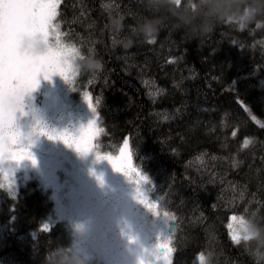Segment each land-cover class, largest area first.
Listing matches in <instances>:
<instances>
[{
    "label": "trees",
    "instance_id": "obj_1",
    "mask_svg": "<svg viewBox=\"0 0 264 264\" xmlns=\"http://www.w3.org/2000/svg\"><path fill=\"white\" fill-rule=\"evenodd\" d=\"M56 23L105 129L100 152L128 139L173 215L171 264L201 251L212 264H264V231L239 245L228 231L241 213L264 229V0H62ZM54 204L37 179L0 185V264L83 258Z\"/></svg>",
    "mask_w": 264,
    "mask_h": 264
},
{
    "label": "rangeland",
    "instance_id": "obj_2",
    "mask_svg": "<svg viewBox=\"0 0 264 264\" xmlns=\"http://www.w3.org/2000/svg\"><path fill=\"white\" fill-rule=\"evenodd\" d=\"M18 23L21 55L43 68L58 64L69 79L59 73L45 79L42 70L38 88L8 103L0 86V185L16 192L37 179L55 202V219L71 226L74 249L83 258L98 264H148L153 247L172 241L173 215L154 209L158 199L151 196L148 183L138 182L133 160L131 167L125 160L120 171L109 159L99 158H118L120 150L116 154L99 150L100 116L84 98L88 91L75 84L74 46L60 41L59 30H32L27 15ZM30 42L46 47L34 51ZM41 93L46 100L37 105L35 98ZM23 99L31 101L28 110L21 107ZM230 219L236 221L237 215Z\"/></svg>",
    "mask_w": 264,
    "mask_h": 264
},
{
    "label": "snow or ice",
    "instance_id": "obj_3",
    "mask_svg": "<svg viewBox=\"0 0 264 264\" xmlns=\"http://www.w3.org/2000/svg\"><path fill=\"white\" fill-rule=\"evenodd\" d=\"M62 0H35L33 3L14 5L6 8L4 14V24L2 33H0V64H2L3 86L5 102L14 100L17 96L30 93L39 87L40 81L37 75L43 70L45 79H50L51 75L59 73L66 80L69 79L64 68L58 64L43 68L42 65L31 58L25 57L20 53V36L21 27L18 23L20 16L27 15L30 18V26L34 31L47 32L49 29L57 27L56 21L60 16V6ZM75 90V89H74ZM84 98L88 102L93 113L97 114V107L93 103V97L90 92L84 93ZM98 116V115H97ZM98 119L93 120L92 125L96 126ZM103 127H98L97 134L104 133ZM248 141L245 142L247 146ZM133 153L127 139L124 140L123 146L120 148V156L113 158L112 156L99 157L109 159L117 170L123 171L122 163L127 160L128 166L131 167ZM35 163V161H33ZM139 175L138 182H149V178L141 175L139 169H134ZM154 209H158L159 205H154ZM235 222V220L233 221ZM228 227L231 229L232 224ZM47 228V226H45ZM238 239L237 236H233ZM163 258L171 264L175 248L171 240L161 243L158 246Z\"/></svg>",
    "mask_w": 264,
    "mask_h": 264
},
{
    "label": "clouds",
    "instance_id": "obj_4",
    "mask_svg": "<svg viewBox=\"0 0 264 264\" xmlns=\"http://www.w3.org/2000/svg\"><path fill=\"white\" fill-rule=\"evenodd\" d=\"M59 25L53 30H58ZM147 35L151 36L150 33ZM58 42V41H57ZM29 47L34 51H43L46 47L40 42H30ZM82 156L84 154H81ZM229 223H232L233 227L230 229V237L237 236L238 239L234 240V243L239 245L241 243L248 244L253 240L257 239L260 232L264 229H258L255 224L244 214H237V220L235 222L231 221L229 218ZM261 257H264V252L260 253ZM148 264H166V260L163 258L161 251L158 248L153 247L148 253ZM73 264H87V261L79 256H76ZM194 264H212V257L207 251H201L196 254Z\"/></svg>",
    "mask_w": 264,
    "mask_h": 264
},
{
    "label": "flooded vegetation",
    "instance_id": "obj_5",
    "mask_svg": "<svg viewBox=\"0 0 264 264\" xmlns=\"http://www.w3.org/2000/svg\"><path fill=\"white\" fill-rule=\"evenodd\" d=\"M15 1H16V3L20 2L21 4H29L30 3L29 0H3L2 3L4 2L5 4L3 6L1 4V6H0V33H2V30H3V21H4V14H5L6 8H9L11 6L16 5ZM2 85H3V74H2V64H0V86H2ZM35 99H36L37 105L45 102V100H46L45 97L43 96V93L38 94L37 98H35ZM21 107L24 110H28L29 107H31V101L23 99V103L21 104Z\"/></svg>",
    "mask_w": 264,
    "mask_h": 264
}]
</instances>
